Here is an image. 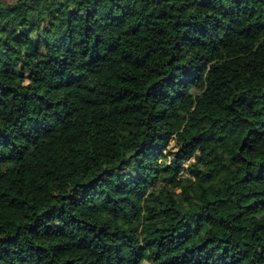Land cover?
Listing matches in <instances>:
<instances>
[{
  "label": "trees",
  "instance_id": "16d2710c",
  "mask_svg": "<svg viewBox=\"0 0 264 264\" xmlns=\"http://www.w3.org/2000/svg\"><path fill=\"white\" fill-rule=\"evenodd\" d=\"M0 264H264V0H0Z\"/></svg>",
  "mask_w": 264,
  "mask_h": 264
},
{
  "label": "rangeland",
  "instance_id": "374dc122",
  "mask_svg": "<svg viewBox=\"0 0 264 264\" xmlns=\"http://www.w3.org/2000/svg\"><path fill=\"white\" fill-rule=\"evenodd\" d=\"M172 143H173V141L170 142V144H172Z\"/></svg>",
  "mask_w": 264,
  "mask_h": 264
}]
</instances>
